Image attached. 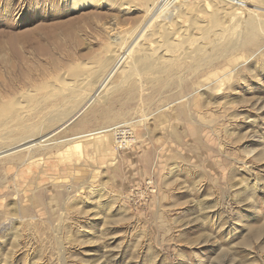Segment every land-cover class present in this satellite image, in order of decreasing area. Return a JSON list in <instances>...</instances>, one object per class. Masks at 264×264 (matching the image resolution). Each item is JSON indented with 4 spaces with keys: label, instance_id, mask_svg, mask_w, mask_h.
<instances>
[{
    "label": "rangeland",
    "instance_id": "rangeland-1",
    "mask_svg": "<svg viewBox=\"0 0 264 264\" xmlns=\"http://www.w3.org/2000/svg\"><path fill=\"white\" fill-rule=\"evenodd\" d=\"M154 3L0 0V264H264V0Z\"/></svg>",
    "mask_w": 264,
    "mask_h": 264
},
{
    "label": "bare ground",
    "instance_id": "bare-ground-1",
    "mask_svg": "<svg viewBox=\"0 0 264 264\" xmlns=\"http://www.w3.org/2000/svg\"><path fill=\"white\" fill-rule=\"evenodd\" d=\"M155 1V3H154V5H153V9L151 10V12H149L148 13V18H147V20H146V22L144 23V25H143V28H142V30L144 31V30H146V29H148L150 26H152V24L154 23V21L157 19V18H163L162 17V13L164 12V10H165V8L168 6V4L170 3V1L171 2H176L177 0H154ZM181 3V2H180ZM204 6H206V7H208L207 5H206V3H204ZM212 6V5H211ZM225 6V5H224ZM174 6H172V8H173ZM171 8V7H170ZM184 8H185V6H184ZM260 9V8H259ZM185 10V9H184ZM171 13H172V11H171ZM185 13V12H184ZM164 14V13H163ZM175 14V13H174ZM165 16V15H164ZM165 18H166V16H165ZM178 18V17H177ZM171 20V19H170ZM172 21V20H171ZM157 22V21H156ZM167 22H169V20L167 21ZM174 22H176V21H174ZM164 23V21L162 22V24ZM154 26V25H153ZM161 27V26H160ZM166 27V26H165ZM164 28V27H163ZM174 28V27H173ZM170 29V28H169ZM141 30V31H142ZM162 30H164V29H162ZM165 31V30H164ZM183 32V31H182ZM188 32V31H187ZM165 33V32H164ZM178 37V36H177ZM183 37V36H182ZM134 40L135 39H133V40H131V42L130 43H128L127 45H125V46H123V47H121V49L117 52L118 53V57L119 58H124V60H123V63L124 62H126V60H128V59H130V58H132L133 57V55L132 54H135L134 52H133V48H132V44H133V42H134ZM130 48H131V50H130ZM128 50H130V51H128ZM137 57V56H136ZM118 58V59H119ZM116 60L115 61V64L112 66V69L110 70V72L108 73V75L106 76V78H105V81L104 82H106V80L108 79V77L110 76V74H112L113 73V71L119 66V64L121 63V61H120V59L119 60ZM122 63V64H123ZM122 66V65H121ZM103 82V83H104ZM101 86H102V84L99 86V88H98V90L96 91V92H99L100 93V88H101ZM5 88V87H4ZM97 95H99V94H95L94 96H97ZM94 96H92V97H90V100H92L93 98H94ZM90 102V101H89ZM52 137V136H51ZM51 137H41V138H34V139H32V141H30L28 144H33L34 142H37V139H40V141H39V144H41L42 142H46L47 140H49ZM42 139H44V140H42ZM25 145V144H24ZM38 145V144H37ZM36 145V146H37ZM21 146H23V145H21ZM6 152V151H5ZM4 153V152H3Z\"/></svg>",
    "mask_w": 264,
    "mask_h": 264
}]
</instances>
